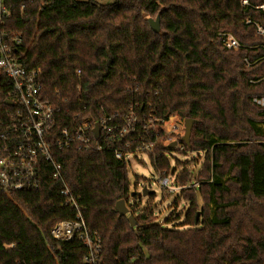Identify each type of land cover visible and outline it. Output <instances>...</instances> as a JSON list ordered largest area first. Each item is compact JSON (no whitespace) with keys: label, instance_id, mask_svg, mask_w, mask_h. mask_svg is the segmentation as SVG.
<instances>
[{"label":"trees","instance_id":"16d2710c","mask_svg":"<svg viewBox=\"0 0 264 264\" xmlns=\"http://www.w3.org/2000/svg\"><path fill=\"white\" fill-rule=\"evenodd\" d=\"M105 1L3 0L10 13L4 31L21 35L16 55L40 70L43 94L63 112L64 125L76 114L78 126L115 117L128 119L130 132L56 151L65 183L45 161L35 190L6 191L0 179V264H84L83 243L51 236L56 223L76 217L69 198L78 201L88 233L101 239L99 264H264V108L253 101L264 96V38L247 24L264 21L253 7L260 0ZM157 17L159 33L149 23ZM217 28L229 29L242 48L226 49ZM11 86L0 72V141L13 111L5 105ZM173 116L194 124L190 146L178 139L182 149L167 151L163 126ZM139 152L160 178L181 168L174 203L187 204L186 229L157 221L154 196L143 211L138 194L130 205L128 155ZM174 153L203 154L204 161L196 173L195 159H175L172 167ZM120 200L134 228L116 212Z\"/></svg>","mask_w":264,"mask_h":264},{"label":"built area","instance_id":"2783aa9c","mask_svg":"<svg viewBox=\"0 0 264 264\" xmlns=\"http://www.w3.org/2000/svg\"><path fill=\"white\" fill-rule=\"evenodd\" d=\"M242 5L250 6V3L243 0ZM253 7L261 13L264 20V0H260V3ZM9 15L3 0H0V72L11 81V93L7 97L12 96V99L7 98V101L11 102L10 107L13 108V111L8 113L9 124L0 141V179L6 191H31L39 187V170L41 162L44 161L51 163L53 167L52 178L64 182V162L60 158L57 159L56 151L89 148L93 140L97 141L98 138L106 141L124 138L130 128L128 119L122 123H114L115 117L84 122L78 126V114L64 125L66 121L60 117L63 112L43 94L40 70L28 69L16 55L23 40L20 34L9 35L4 31ZM247 24L254 25L257 35L264 38V21L261 23L248 20ZM214 36L230 51L242 48L236 36L227 28L215 29ZM245 62L247 68L253 65L248 59ZM253 101L264 108V96ZM96 127L99 129L97 138L94 134ZM114 133H117V136H114ZM128 145L126 143V146ZM137 155L130 154L128 159ZM115 156L117 159H123L124 155L116 151ZM158 182L164 190H178L168 177H159ZM62 195L65 198L70 195L66 185ZM66 205L75 209L76 217L56 223L51 230V236L63 243L80 241L87 249L84 264H99L103 253L100 237L88 233L82 209L75 198H69Z\"/></svg>","mask_w":264,"mask_h":264},{"label":"rangeland","instance_id":"374dc122","mask_svg":"<svg viewBox=\"0 0 264 264\" xmlns=\"http://www.w3.org/2000/svg\"><path fill=\"white\" fill-rule=\"evenodd\" d=\"M100 1L106 2L105 0H100ZM164 129L166 131L167 136L164 137L163 143L165 145L172 144L174 142L178 143L179 141L178 139H182L185 135V121L181 120L179 117L173 116L167 123L164 124ZM176 149L181 150L182 146L178 144L176 146ZM129 159H130L129 179L131 183L130 189L131 192L133 193L137 188L138 196L136 199V203H140L141 211H143L146 208L150 200V197L154 196V199L150 201H151L152 212L156 216L157 221L164 224L166 227H176L177 229H186L187 227L183 225L184 216L181 213L185 211L187 204H185V202H180L178 204L174 203L175 198L179 193L180 189L174 190L173 192H169L165 190V193L170 194V196L163 195L164 189L160 187V184L158 182L159 176L153 173L147 154L144 152H140L138 153L137 157H130ZM175 159H178L183 162L191 161L192 159H195L193 161L196 162L191 164V167L194 169L196 173L199 171L204 161V156L203 154L197 155L196 153H189L186 156H180L174 153L173 156L170 157V163L172 167H175ZM180 172H181V168H176V171H174L173 174L170 173V175L168 176L172 185L175 181L176 175L179 174ZM136 175L142 179H147L151 184L150 187L148 188V191L151 192L148 193L146 197L141 195L143 190L142 187L143 182H141L137 186V182L135 179ZM129 202L130 205L134 204L133 199L131 197L129 199Z\"/></svg>","mask_w":264,"mask_h":264},{"label":"water","instance_id":"95a60500","mask_svg":"<svg viewBox=\"0 0 264 264\" xmlns=\"http://www.w3.org/2000/svg\"><path fill=\"white\" fill-rule=\"evenodd\" d=\"M151 29L153 30V32L155 33H159L160 32V18L157 17L156 20H152L150 19L149 21ZM5 105L10 106L11 102L10 101H6ZM194 124L193 120H186L185 121V135L182 138V141L187 145L190 146V136H191V131H192V126ZM94 134L95 137L97 138L99 135V129L98 127H96L94 129ZM178 143L174 142L171 145H169L166 150L170 151V149H172L173 147H175ZM151 191H148V189L146 187L143 188L141 195L142 196H147L148 193H150ZM135 194H138V192H133L130 194V197L133 198ZM116 212L120 215V216H126L128 221L130 222V225L132 228L135 227L136 223L134 221V217L130 212V208L128 207L127 203L125 200H120L116 203ZM198 216V215H197Z\"/></svg>","mask_w":264,"mask_h":264}]
</instances>
